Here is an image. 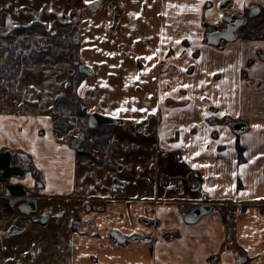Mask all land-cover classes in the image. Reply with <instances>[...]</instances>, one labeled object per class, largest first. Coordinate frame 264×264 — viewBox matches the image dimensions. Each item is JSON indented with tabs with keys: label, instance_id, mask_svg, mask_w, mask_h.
<instances>
[{
	"label": "crops",
	"instance_id": "crops-1",
	"mask_svg": "<svg viewBox=\"0 0 264 264\" xmlns=\"http://www.w3.org/2000/svg\"><path fill=\"white\" fill-rule=\"evenodd\" d=\"M11 1L25 10L5 12L2 30L17 19L47 24L74 8L64 0H39L47 17L35 19L32 0H1L0 7L11 10ZM119 5L116 32L107 29L110 18L103 10L69 19L80 26L79 56L92 75L71 86L63 71L35 67L54 73V80L48 78L47 90L28 87L20 96V76L34 67L23 68L13 92L0 95V151L16 152L13 163L21 157L35 171L22 184L39 182L38 209L47 203L39 209L45 222L26 216L6 225L10 220L0 218V227L5 232L16 225L21 231L14 235L52 219L71 227L70 264H264V38L238 37L220 47L206 42L208 26H222L225 15L244 16L254 7L262 12L264 0ZM63 88L74 92L64 95ZM88 88L87 100L82 95ZM58 99H85L88 114L97 111L124 123L151 114V163L127 161L117 189L111 181L97 184L91 178L97 167L108 175L114 171L78 160L72 139L54 125ZM236 122L246 124L240 133L233 130ZM171 179L183 180V193ZM201 204L214 210L187 224L184 214ZM4 210L0 203V216ZM111 232L128 240L118 243ZM135 236L142 239L129 241ZM36 251L41 259V248Z\"/></svg>",
	"mask_w": 264,
	"mask_h": 264
},
{
	"label": "rangeland",
	"instance_id": "rangeland-1",
	"mask_svg": "<svg viewBox=\"0 0 264 264\" xmlns=\"http://www.w3.org/2000/svg\"><path fill=\"white\" fill-rule=\"evenodd\" d=\"M38 4L40 3L34 1V5H31L35 8V10L33 11V17L35 19H42L43 15L46 16L45 12H43L46 10V8L44 4L43 7L42 4L37 7ZM9 5L12 6L11 10H8L9 6H2V8L0 7V13H12V15L10 16H14L13 14L20 13V9L25 10V5H23V3L21 2L18 3V1H11ZM56 17L60 18L61 16L56 15ZM16 18L18 17L16 16ZM54 19L56 18H54L53 15V20ZM19 21L20 20L17 19V21H14V23L10 22L8 25H6V29L2 30L0 28V36L11 31L14 27L27 25L26 22L20 24ZM29 24L30 23H28V25ZM47 26H49V23H47ZM21 36H18L17 38L19 39L21 38ZM2 63H5V61L0 58V64ZM62 74L63 77L67 79V75H65L64 72H62ZM55 76L56 75L51 72H49L48 74H44L39 68L35 67L33 69H25L19 79L18 93H20V96H23L26 88L29 87L30 89H34L35 86L37 89L40 88L38 89L39 91L47 90L46 87L48 78L51 77L54 80ZM1 87L2 86L0 83V94L7 92ZM88 91H91L90 88L85 89L82 96H86V93ZM72 92H74V90L66 92L63 88L64 95H66L67 93L71 94ZM41 97H44V93L41 94ZM90 102L92 103L93 101L91 100ZM82 103L83 105H86L87 102L85 99H82ZM84 111L85 117L76 121V124L74 126L75 129L70 133L68 140L72 137L78 136L80 132H85L84 130L86 129V119L88 113L86 112V110ZM107 127L116 131L114 132L113 140H111L108 148H102L99 150V146L94 145L91 142L89 136H87V140L84 141L82 145L86 152L88 151L89 153H94L97 157H100L102 159L101 161L104 162L103 165H107L109 169H111V171H114L115 169L114 172L116 173V175H119L120 178H124V176L127 175V161H151V142L148 140L142 141L144 136L134 132L132 121H125L123 125L118 124ZM118 166L121 167L122 170H118ZM100 171L103 174L98 175ZM114 172L113 174H115ZM146 172H150L149 168L146 169ZM28 173H30V171ZM91 178L97 184L110 181L112 182L113 179L111 178V175L104 174L103 168L98 167L96 168L95 172L91 174ZM45 205H47V203L42 202L41 204H39V209L40 207H44ZM39 209H37V211L35 212V217L40 220L47 215L40 213ZM68 214L71 216L70 212ZM11 221L13 220L7 222L6 225H8V223H10ZM39 225L41 226L34 227L33 230L31 228H28L17 235H9V230L11 229V227H5V232L2 230L3 227H0V264H70L69 247L72 241L71 227H62V225L61 227H59L60 223L53 219L48 222V224ZM37 247H40L41 251L43 252L41 259L39 253L36 251Z\"/></svg>",
	"mask_w": 264,
	"mask_h": 264
},
{
	"label": "trees",
	"instance_id": "trees-1",
	"mask_svg": "<svg viewBox=\"0 0 264 264\" xmlns=\"http://www.w3.org/2000/svg\"><path fill=\"white\" fill-rule=\"evenodd\" d=\"M0 17V25L2 24ZM71 27L54 23L50 28L33 22L26 26L14 27L11 31L0 36V58L5 63L0 64L1 88L11 94L17 78L23 68L40 67L43 70H63L76 56V49L71 45L63 32H70ZM22 35V36H21ZM21 36V38H17ZM246 38H264V11L260 16L249 20L245 27ZM75 50H74V49ZM1 95V94H0ZM53 110L60 117L55 122V128L62 132L73 129L76 121L85 116L78 103L73 100L58 99ZM75 121V123H71ZM108 139L102 143L106 145ZM196 176H189L192 181Z\"/></svg>",
	"mask_w": 264,
	"mask_h": 264
},
{
	"label": "flooded vegetation",
	"instance_id": "flooded-vegetation-1",
	"mask_svg": "<svg viewBox=\"0 0 264 264\" xmlns=\"http://www.w3.org/2000/svg\"><path fill=\"white\" fill-rule=\"evenodd\" d=\"M34 1L39 3V0H32V1H30V6L34 5ZM95 1H99V5H98V8H96L93 11L92 8H94V7H92V6L90 7V5H91V3L95 2ZM64 2L66 4L67 3L71 4L74 8L71 9V10L66 11L63 15H61L60 18L57 17L56 19L52 20L49 23V26H47V24H44V23H41V22H38V21H34V22L40 23V24L44 25L46 28H50L52 26V24H54V23H60V24H64V25H69L71 27L70 32H65V31L63 32V36H65V38H68L70 43H71V45H73L74 48L76 49V56L74 57L72 62L70 64H68L61 71H63L64 74L67 75L66 84L71 85V86L72 85L77 86L78 83H81L83 81V78L85 76H89V75L84 74V73L79 71L80 65H87V64H85L83 62V59L81 58V56H79V46H80V42H81V32H80L81 29H80V26L78 24L70 23L69 19L75 18V19L81 20L84 17L83 15H85V14L90 15V16H97L98 13L101 10H103L105 15H107L110 18V24L107 26V29L109 31H111V32H116L118 27H119V25H120V23H121L122 15H123L122 11H121V8H120V5H119L121 0H90L88 2L86 0H64ZM44 6L46 7L45 4H44ZM42 7H43V5H42ZM251 9H250V11H251ZM250 11L248 12V14H246L244 16L243 15H238V16L231 15V16L243 17V18L247 19L246 24L239 30V37H245V27H246L247 23L249 22V20L260 16V14L262 13L260 11V9H259V13L256 16L250 17L249 16ZM3 14L4 13H0V17H2ZM225 16H227V15H225ZM225 27H226V24H225L224 21H223V25L222 26H208V33H209V28L225 29ZM208 33H207V35H208ZM224 42L225 41H223L220 46H222ZM220 46H218V47H220ZM87 66H89V65H87ZM91 70H92V68H91ZM92 74H93V70H92ZM84 98L87 99L88 98L87 95L84 96ZM77 103H78V106H79L81 111H84V110L87 109V105L79 104V102H77ZM82 105H83V107H82ZM90 114L91 113L88 114L87 119H86V129L84 130L85 132H80L77 137H72V138H70V140L72 139V141H73L74 139L79 138L82 135L83 139H82L81 143L79 144V147L77 149L74 148L75 150H77L78 160L79 161H90V162H92L93 164H95L97 166H102L104 164V162L101 161L102 159L100 157H97L94 153H89L88 151L86 152L84 147L82 146L83 142L86 141L87 140V136H89L91 142L94 145H98L99 146V150L102 149V148L103 149L104 148L107 149L108 146L111 143V140H113V136H114V132L115 131L113 129L107 127V126H105V127L100 126V127H96V128L88 127V119H89ZM151 117H152V115L148 114L143 120H141L139 122H142V121L147 119L148 120L147 126H148L149 122L151 120ZM73 123H75V121H73ZM136 123H138V122H136ZM123 124H124V122L122 121V123L119 124V125H123ZM134 124H133V127H134ZM110 126H114V125H110ZM146 127L144 128L143 132H138L134 128V132H136L139 135L144 136L145 139L143 138V140H147L146 138L149 137V141H150V135L148 134L149 132L147 131ZM104 128H106V129H104ZM74 129L75 128L69 130L68 132H62L63 134L66 135V139L69 138L70 133ZM107 139H108V143L103 146L102 143H104ZM152 145H153V143L151 142V146ZM154 148L155 147L153 145L152 146V153L154 151ZM18 159L20 161L19 163H22V159L23 158L20 157ZM116 166H115V168H116ZM30 169H31V167H29V171H30ZM118 170H122V168L118 166ZM114 171H115V169H114ZM31 174L34 175L35 171L32 170ZM111 178H113V179L117 178L119 180L120 176L116 175V173H115L113 175L111 174ZM113 179H112V183H113ZM176 180H181V179H171L170 183H171V186L173 188H174L173 184H174V182ZM4 186H5V182L0 180V203H2L5 206L4 214L2 213L0 218L1 219H7V220H13L15 222L21 220L23 217H26V216L27 217L30 216L31 219H33L35 217L34 216L35 213H33L31 215H23L17 210L16 207L9 206L8 201L5 199L4 194H3V187ZM40 187L41 186H40L39 182H36L34 184V186L30 187V188H38V190H40ZM113 188H114V183L112 184V189ZM115 189H117V188H115ZM177 192L180 193L179 191H177ZM37 209H38V205H37ZM13 226L16 227V225H14V224L11 225V227H13Z\"/></svg>",
	"mask_w": 264,
	"mask_h": 264
},
{
	"label": "water",
	"instance_id": "water-1",
	"mask_svg": "<svg viewBox=\"0 0 264 264\" xmlns=\"http://www.w3.org/2000/svg\"><path fill=\"white\" fill-rule=\"evenodd\" d=\"M99 1L91 3L90 7L94 11L98 8ZM259 13V8L254 7L251 9L249 16L254 17ZM223 21L226 24L225 29H216L209 28V33L206 37V42L212 46L218 47L225 42L235 41L239 37V30L246 24L247 19L243 17H235L227 15L223 18ZM79 71L92 75V70L87 65H80ZM89 98V95L87 94ZM122 120L100 114L97 111H94L90 114L88 119V127L96 128L100 126H110L121 124ZM148 120L138 122L134 124V128L138 132H143L144 128L147 126ZM233 130L236 133H240L246 127L245 123L236 122L232 124ZM83 136L74 139L71 142V146L75 149L79 147ZM18 157L16 152L10 150H1L0 151V180L5 182L3 187V194L5 199L8 201L9 206L16 207L17 210L23 215H31L37 210V194L39 192L38 188L26 187L22 184L25 181L26 175L29 172V167L23 165L22 163H13L14 159ZM11 179H15L17 183H11ZM114 188L118 186H123V183L120 182L117 178L113 179ZM214 208L210 204H201L197 207H194L189 213L184 214L183 219L187 224L197 223L203 216L210 214ZM34 221L37 218H33ZM46 217L41 219V222H45ZM21 229L18 227H11L9 230V235H14L17 232H20ZM111 238L118 243H125L128 239L119 235L116 232L110 233ZM142 239L140 236H135L129 239L131 242H138Z\"/></svg>",
	"mask_w": 264,
	"mask_h": 264
},
{
	"label": "built area",
	"instance_id": "built-area-1",
	"mask_svg": "<svg viewBox=\"0 0 264 264\" xmlns=\"http://www.w3.org/2000/svg\"><path fill=\"white\" fill-rule=\"evenodd\" d=\"M174 188L179 192H184L185 186L182 180H176L173 184Z\"/></svg>",
	"mask_w": 264,
	"mask_h": 264
},
{
	"label": "bare ground",
	"instance_id": "bare-ground-1",
	"mask_svg": "<svg viewBox=\"0 0 264 264\" xmlns=\"http://www.w3.org/2000/svg\"><path fill=\"white\" fill-rule=\"evenodd\" d=\"M181 193V192H180Z\"/></svg>",
	"mask_w": 264,
	"mask_h": 264
}]
</instances>
